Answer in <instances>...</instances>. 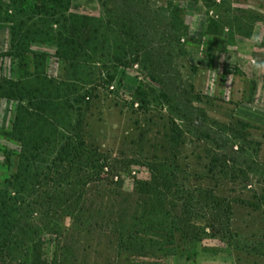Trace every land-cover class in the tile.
I'll return each mask as SVG.
<instances>
[{"label":"rangeland","instance_id":"1","mask_svg":"<svg viewBox=\"0 0 264 264\" xmlns=\"http://www.w3.org/2000/svg\"><path fill=\"white\" fill-rule=\"evenodd\" d=\"M73 131L129 163L121 190L158 165L225 197L229 233L137 257L69 216L10 234L0 216V264H264V0H0V193Z\"/></svg>","mask_w":264,"mask_h":264},{"label":"trees","instance_id":"2","mask_svg":"<svg viewBox=\"0 0 264 264\" xmlns=\"http://www.w3.org/2000/svg\"><path fill=\"white\" fill-rule=\"evenodd\" d=\"M76 134L59 146V163L19 169L0 193L6 234L16 228L37 230L69 216L77 226L115 236L117 246L133 256L159 258L229 233L231 204L225 197L202 188H179L172 184L175 175L158 165L149 167L147 179L132 177L131 190H121L115 180L129 172V163L110 158ZM51 226L48 230L57 233V225ZM6 246L1 244L0 255ZM39 247L34 244L31 250L39 254ZM35 260L48 264L39 256Z\"/></svg>","mask_w":264,"mask_h":264}]
</instances>
